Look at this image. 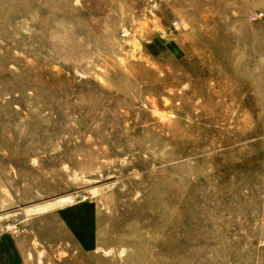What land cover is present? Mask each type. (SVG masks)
I'll return each mask as SVG.
<instances>
[{"label":"rangeland","instance_id":"obj_1","mask_svg":"<svg viewBox=\"0 0 264 264\" xmlns=\"http://www.w3.org/2000/svg\"><path fill=\"white\" fill-rule=\"evenodd\" d=\"M263 98L264 0H0V239L264 264Z\"/></svg>","mask_w":264,"mask_h":264},{"label":"crops","instance_id":"obj_2","mask_svg":"<svg viewBox=\"0 0 264 264\" xmlns=\"http://www.w3.org/2000/svg\"><path fill=\"white\" fill-rule=\"evenodd\" d=\"M9 238H6L5 236L3 238L0 239V261H5V258H7V251L8 249H11L12 252H9V259L8 262H4L2 264H16V262H18V259H16L17 255H16V251L13 248V246L10 244L9 242Z\"/></svg>","mask_w":264,"mask_h":264},{"label":"bare ground","instance_id":"obj_3","mask_svg":"<svg viewBox=\"0 0 264 264\" xmlns=\"http://www.w3.org/2000/svg\"><path fill=\"white\" fill-rule=\"evenodd\" d=\"M259 99L261 100V97ZM261 105H263V104H261ZM263 107H264V105H263ZM70 201H72L71 197H63L61 199H58V200H55V201H51V202H48V203H45V204H40V205H38L36 207H33V209L31 211L32 212H44L46 210H49V208H56V207H59V206H63V204L68 203Z\"/></svg>","mask_w":264,"mask_h":264}]
</instances>
